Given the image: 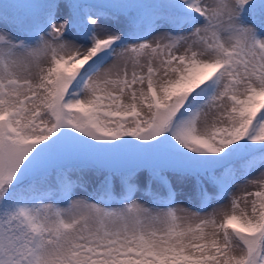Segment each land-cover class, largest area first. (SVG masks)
Segmentation results:
<instances>
[{"label":"snow or ice","instance_id":"obj_1","mask_svg":"<svg viewBox=\"0 0 264 264\" xmlns=\"http://www.w3.org/2000/svg\"><path fill=\"white\" fill-rule=\"evenodd\" d=\"M0 264H264V0H3Z\"/></svg>","mask_w":264,"mask_h":264},{"label":"rangeland","instance_id":"obj_2","mask_svg":"<svg viewBox=\"0 0 264 264\" xmlns=\"http://www.w3.org/2000/svg\"><path fill=\"white\" fill-rule=\"evenodd\" d=\"M3 2V0H0V3H2ZM178 200L180 201V202H185V198L183 197V196H181V197H178ZM193 203H198V201H193ZM214 206H215V203H214Z\"/></svg>","mask_w":264,"mask_h":264}]
</instances>
